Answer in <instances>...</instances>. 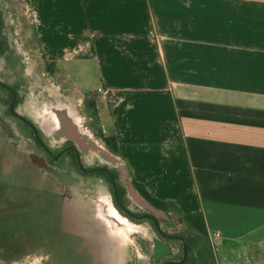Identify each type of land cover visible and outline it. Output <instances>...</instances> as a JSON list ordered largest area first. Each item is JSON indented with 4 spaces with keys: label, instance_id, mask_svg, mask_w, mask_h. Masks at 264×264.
<instances>
[{
    "label": "crops",
    "instance_id": "crops-1",
    "mask_svg": "<svg viewBox=\"0 0 264 264\" xmlns=\"http://www.w3.org/2000/svg\"><path fill=\"white\" fill-rule=\"evenodd\" d=\"M23 2L47 59L92 69L130 179L202 212L232 264L264 232V0Z\"/></svg>",
    "mask_w": 264,
    "mask_h": 264
},
{
    "label": "rangeland",
    "instance_id": "rangeland-1",
    "mask_svg": "<svg viewBox=\"0 0 264 264\" xmlns=\"http://www.w3.org/2000/svg\"><path fill=\"white\" fill-rule=\"evenodd\" d=\"M34 26L23 0H0V81L16 91L17 111L39 126L55 147L70 136V126L88 144L103 147L84 149L86 163H100L116 173L123 203L137 214L145 213L134 194L144 199L125 165L104 141L112 134L109 116L98 104L94 114L88 104L96 87L92 69L86 72V84L73 83L81 70L76 63L60 62L48 70ZM64 72L73 75L72 81ZM12 100L0 86V264H164L182 259L181 240L164 238L151 220H132L117 209L105 174L89 173L86 178L76 167L68 175L44 169L33 133L9 111ZM30 156L41 160L43 168ZM155 217L168 235L181 236L188 229L174 209ZM262 235H246L232 245L239 254L231 256L232 264H264V242H251ZM218 244L215 239L214 261L209 258L206 264H223ZM183 264H199L198 258L188 251Z\"/></svg>",
    "mask_w": 264,
    "mask_h": 264
},
{
    "label": "flooded vegetation",
    "instance_id": "flooded-vegetation-1",
    "mask_svg": "<svg viewBox=\"0 0 264 264\" xmlns=\"http://www.w3.org/2000/svg\"><path fill=\"white\" fill-rule=\"evenodd\" d=\"M2 82V81H1ZM4 84H6L7 86H9L10 88H12V85L7 83V82H4ZM1 87L5 88L6 90H8L11 94L12 92L7 89L5 86L3 85H0ZM12 90L16 93V91L12 88ZM12 97H13V94H12ZM16 100H17V94H16V99L14 100V110L16 113L20 114L18 111H17V104H16ZM13 101V100H12ZM9 111H10V104H9ZM11 113V111H10ZM12 114V113H11ZM15 118H17V120H19L20 122H22L23 124H25V126L27 128H29L31 130V132L33 133V137H34V143H33V146L35 147L36 149V154L38 156H40V158H42L45 162V167L44 169L48 170V171H54V170H62V171H59V173H62L64 175H68V174H71L73 172V168H77V170H79V172L87 178L86 175H90L89 173H104L109 181H110V178L108 176V173L104 170H97V171H89V169L91 168H95V167H106L105 165L103 164H100V163H93L92 165H88L86 163V154H85V151L84 149H88V150H93L91 148H87V147H84V146H81L79 144V142L77 141V139L75 137H72V136H69V137H66L65 138V142L61 145H59L58 147H55L54 145L50 144L48 142V139L45 137V134L44 132L42 131V129L35 125L33 122V124L35 125L36 129H37V136L35 135V132L34 130L32 129V127L27 124L25 121H23L22 119H20L19 117H17L16 115L12 114ZM22 115V114H20ZM24 116V115H22ZM25 117V116H24ZM27 118V117H26ZM95 151H100V150H95ZM78 157H79V160L83 166V168L85 170H83L80 165H79V162H78ZM30 159L32 161V156H30ZM64 161V163L66 164V166L64 168H62L60 165V162ZM33 162V161H32ZM34 163V162H33ZM35 164V163H34ZM36 166H38L37 164H35ZM39 167V166H38ZM43 168V167H42ZM107 168V167H106ZM113 175V172L110 171ZM114 177V176H113ZM115 182H116V187H117V191H118V196H119V199L120 201L123 203L122 199V192H121V189L118 185V181L114 178ZM111 185H112V189H113V196H114V188H113V184L112 182L110 181ZM114 201H115V197H114ZM124 204V203H123ZM125 205V204H124ZM126 207L129 208L128 205H125ZM146 208V212L145 213H140V214H137L135 213L132 209V211L137 214V215H142V214H147V215H153L154 217L156 216V213H154L152 210H150L148 207L146 206H143ZM115 208V207H114ZM130 209V208H129ZM115 210L118 212V210L115 208ZM119 213V212H118ZM120 214V213H119ZM121 215V214H120ZM122 216V215H121ZM156 218V217H155ZM145 219H149L151 221H153V223H155L154 220H152L151 218H145ZM156 224V223H155Z\"/></svg>",
    "mask_w": 264,
    "mask_h": 264
},
{
    "label": "trees",
    "instance_id": "trees-1",
    "mask_svg": "<svg viewBox=\"0 0 264 264\" xmlns=\"http://www.w3.org/2000/svg\"><path fill=\"white\" fill-rule=\"evenodd\" d=\"M35 34H36V30H35ZM46 60H47V63L49 65L47 69L50 71H54L55 67H56V63L52 60L47 59V58H46ZM88 104L91 107V109L93 110L94 114H97V111H96L97 100L93 97V99H89ZM104 141H105L107 147L109 148V150L113 154H115L116 157H119L120 156V148H119V144H118V141H117L115 134L112 132L111 135L104 136ZM113 176L115 179H117L116 173L113 172ZM132 185L134 186L136 191L139 193V195L146 202H148L152 206H154L156 209L161 210L166 214L171 209H174L181 214L182 219L186 222V224L188 226L187 227L188 229H186L185 233L182 234L181 236H183L186 239L188 251L192 252L194 254V256L198 258L199 264H206L209 258H211V260H213V258H214V251L212 249L213 245H212V242L209 238L205 217H204V214L202 212H195V213H191V214H182L180 212V210L178 209L176 203L162 201L160 199H157V198L151 196L150 193L148 192V190L144 187V185L135 181V180H132ZM115 205H116V203H115ZM116 207L120 212H122L117 205H116ZM123 214L125 215V213H123ZM129 218L132 219L131 217H129ZM161 219L165 220V218H161ZM132 220H134V219H132ZM152 223H153V221H152ZM153 224L156 227V224L155 223H153ZM157 231H158V229H157Z\"/></svg>",
    "mask_w": 264,
    "mask_h": 264
},
{
    "label": "water",
    "instance_id": "water-1",
    "mask_svg": "<svg viewBox=\"0 0 264 264\" xmlns=\"http://www.w3.org/2000/svg\"><path fill=\"white\" fill-rule=\"evenodd\" d=\"M0 85L5 86L13 94V101L10 103V111H11V113L14 114V115H16L17 117H19L23 121H25L27 124H29L32 127V129L34 130L35 135L37 136V129H36L35 125L32 123V121H30L28 118H26V117H24V116L16 113L15 110H14V100L16 99V93L12 90V88H10L9 86H7L6 84H4L1 81H0ZM68 130L70 132V136L75 137L81 146H84V147H87V148H91V149H94V150L104 151L103 147H97V146H95L92 143L88 144L84 138H79L78 135H77V133H76V130H75V128L73 126H70L68 128ZM104 153H105V155H106L107 158L114 159L113 157H110L107 152H104ZM32 161L34 163H36L39 167L44 166L43 162L41 160H39L38 158H36V157H32ZM78 162H79L80 167L83 170H85L83 168L80 160H79V157H78ZM97 170H104V171H106L108 173V176H109L110 181L112 182L113 188H114L115 203H116V205L119 207V209L123 213H125L128 217H131L132 219H135V220H141V219H145V218H151L152 220L155 221L156 227H157L160 235H162V237L167 238V239H179V240H181L183 242V257H182V259H180V260H168V261H166L164 263V264H183L186 261L187 256H188V248H187V241H186V239L183 236L165 234L164 231L161 229L160 225L158 224L157 219L153 215H147V214L137 215V214H135L131 209H129L128 207H126L120 201L119 196H118L117 187H116V182H115L114 177H113L112 173L110 172V170L108 168L102 167V166L101 167H95V168L89 169V171H97ZM132 191H133L132 193L134 194L133 188H132ZM134 198H135V200H137L138 203H140L141 205H144V206L148 207L154 213H157L159 215L164 216V213H162L160 210L156 209L150 203H148V202H146L144 200H141L140 198H138L137 196H135V194H134Z\"/></svg>",
    "mask_w": 264,
    "mask_h": 264
},
{
    "label": "built area",
    "instance_id": "built-area-1",
    "mask_svg": "<svg viewBox=\"0 0 264 264\" xmlns=\"http://www.w3.org/2000/svg\"><path fill=\"white\" fill-rule=\"evenodd\" d=\"M98 92L103 95V96H107L108 95V90L105 89L104 87H100L98 88ZM220 236V233L219 232H216V233H212V234H209V238L210 240L213 238V237H218Z\"/></svg>",
    "mask_w": 264,
    "mask_h": 264
}]
</instances>
